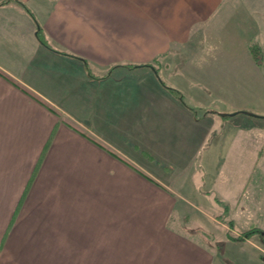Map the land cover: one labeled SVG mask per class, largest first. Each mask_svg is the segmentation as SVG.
<instances>
[{
	"label": "crops",
	"instance_id": "crops-1",
	"mask_svg": "<svg viewBox=\"0 0 264 264\" xmlns=\"http://www.w3.org/2000/svg\"><path fill=\"white\" fill-rule=\"evenodd\" d=\"M20 1L33 15L0 0V252L17 234V251L38 261L227 264L217 238L180 220L177 180L190 168L203 181L239 139L250 152L244 227L256 218L264 235V123L221 114H264L249 42L264 45L246 5ZM223 238L264 264V241Z\"/></svg>",
	"mask_w": 264,
	"mask_h": 264
},
{
	"label": "rangeland",
	"instance_id": "rangeland-1",
	"mask_svg": "<svg viewBox=\"0 0 264 264\" xmlns=\"http://www.w3.org/2000/svg\"><path fill=\"white\" fill-rule=\"evenodd\" d=\"M227 1H231L233 4L240 3L246 5L250 11L253 12L260 22V37L263 40L264 45V0ZM262 65H264V63ZM254 113L256 114L254 115L255 117H253L254 119H252V122L258 124L264 123V117H262L264 114L258 112ZM242 143H244V140L239 139L238 141H235L233 147H230V152H232L229 156L225 157L223 152L220 156L215 155V163H211L213 167L207 165V171H205L206 168L203 171L200 169L201 173H203L201 178L203 181L196 176L198 172L193 174V169L189 170V168L181 173V177L177 180L178 186L182 196L186 197L188 200L180 199L182 201L179 202V204L181 203V211L184 213L181 214L182 217L180 220L182 221V218H184V220L188 219L186 221H188L187 223H190L191 226L201 227L203 231L207 233H202V238L204 237L206 241H211V239L214 240V237L217 238L218 241H215V243L212 242V244L218 252L221 251V254L225 258L224 261L227 264H231L234 260L233 256L235 255L233 254H239L237 255L239 259L240 257L242 258V260L240 259L238 262H233V264H244V256L247 260V264H259L255 261V258L252 257V253H258L253 246L248 245L249 250H247L244 245L237 246L238 248H234L233 251L234 246L231 247V250H227L226 246L228 243H226L225 246L224 241L220 242V240H224L223 237H227L234 242H244V239L247 237L245 234L246 231L254 227L261 229L258 226H254L260 225L258 224L260 222H258L256 218H253V221L250 223V226L252 224L251 227H244V184L242 183H244V163L249 161L250 156L248 153L250 152L246 151L247 154L244 156V147H242ZM203 158L204 156L201 157V159ZM201 159L198 160L197 164H203ZM193 163L195 164V162ZM203 194L206 196H203ZM215 199L222 204V213H219L220 205L215 203ZM225 199L232 203L225 201ZM212 203L213 205L211 206ZM206 212L212 213V215L217 213L218 215L215 214L217 221H214V219L208 216ZM256 215L261 217V214ZM260 219L262 220L263 218ZM225 228L227 229V232H225ZM16 236L17 234L14 236L12 235V240L9 245L0 252V264H54L56 262L59 264L64 262L43 257L38 261V258H36L33 251L29 248L18 252V247L16 248L12 243L13 240H16ZM220 237H222V239ZM252 240H254L256 244L263 246L262 241H264V235H260V232H256L253 234ZM262 256H264V253Z\"/></svg>",
	"mask_w": 264,
	"mask_h": 264
},
{
	"label": "trees",
	"instance_id": "trees-1",
	"mask_svg": "<svg viewBox=\"0 0 264 264\" xmlns=\"http://www.w3.org/2000/svg\"><path fill=\"white\" fill-rule=\"evenodd\" d=\"M16 1L21 3L28 10V12L31 15H33L32 11L28 8V6L24 2H22L20 0H16ZM3 3H5V2H0V5ZM249 49H250V52H251L254 60L257 62V64L262 65L264 63V50H263L262 45L259 43V41H257L256 39L250 40ZM149 65H151V64H149ZM86 66L89 67L87 63H86ZM170 89L173 90L181 98V100H183V95L179 90H175L173 88H170ZM242 112H244V111H237L235 113L226 114V115L231 116V115L242 113ZM262 117H264V116H262ZM260 231L261 230L259 228L254 227V228H251L250 230L246 231L245 234L247 237H249V236L253 235L254 233L260 232Z\"/></svg>",
	"mask_w": 264,
	"mask_h": 264
},
{
	"label": "water",
	"instance_id": "water-1",
	"mask_svg": "<svg viewBox=\"0 0 264 264\" xmlns=\"http://www.w3.org/2000/svg\"><path fill=\"white\" fill-rule=\"evenodd\" d=\"M246 113H248V114H251V115H255L256 113H254V112H250V111H246ZM222 115H226V114H228V113H221Z\"/></svg>",
	"mask_w": 264,
	"mask_h": 264
}]
</instances>
